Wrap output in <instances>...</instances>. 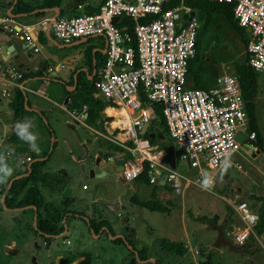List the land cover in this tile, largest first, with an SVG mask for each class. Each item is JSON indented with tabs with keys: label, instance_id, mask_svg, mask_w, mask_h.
<instances>
[{
	"label": "built area",
	"instance_id": "built-area-1",
	"mask_svg": "<svg viewBox=\"0 0 264 264\" xmlns=\"http://www.w3.org/2000/svg\"><path fill=\"white\" fill-rule=\"evenodd\" d=\"M172 1L103 0L93 12L43 18L25 25H17L5 15L0 17V29L11 33L18 27L20 39L33 52L39 47L30 35L35 38L45 28L62 44L101 38L105 55L94 88L108 103L122 108L125 117L116 125L115 136L92 131L129 155L122 169L125 182L135 180L146 163L148 183L162 186L178 197L187 187H198L201 170L218 178L219 174L228 175L229 170L239 172L242 167L235 155L244 144L237 135L244 134L249 140L255 136L246 131L247 115L235 73L218 75L214 87L186 86L187 63L195 53L199 17L183 0L163 8ZM216 1L233 2V19L247 35V63L255 73L264 74V0ZM77 8L81 9V5ZM115 16L119 20L113 24ZM123 17L133 22L131 35L117 26ZM142 19L146 21L139 22ZM9 88L25 91L23 74L0 68L1 95L9 96ZM69 114L84 125L75 112ZM160 121L172 141L175 164L185 161L193 170L192 176L180 175L170 167L166 147L156 150L140 136L144 123L147 129ZM226 156L232 167L223 172L221 164ZM113 160L106 158V162ZM225 204L238 222L231 242L238 246L254 242L264 249L254 229L257 217L249 203L234 195L225 199ZM191 251L192 255L198 253L197 249Z\"/></svg>",
	"mask_w": 264,
	"mask_h": 264
},
{
	"label": "rangeland",
	"instance_id": "rangeland-1",
	"mask_svg": "<svg viewBox=\"0 0 264 264\" xmlns=\"http://www.w3.org/2000/svg\"><path fill=\"white\" fill-rule=\"evenodd\" d=\"M97 1L91 0V3ZM197 15L199 26H202L203 16L199 12ZM197 33L196 57L190 61L188 77L190 81L198 80L205 88L214 87L218 75L234 73V67L244 59L245 48L237 33L221 16H213L209 25L200 28ZM83 48L78 45L65 49L78 55ZM34 85L26 83L25 93L44 112V125L50 128L49 134L37 120L38 136L45 141L44 154L49 157L43 171L54 173L63 181L62 191L41 189V193L46 201L60 209L63 202L69 200L68 212H79L84 217L68 218L64 224L67 232L53 239L51 245L45 248L41 238L34 233L33 210L29 207L6 210L0 199V264H126L132 258L125 247L110 241L103 227L93 235L86 219L106 222L114 236H124L131 246L145 249L151 258H161L165 264H187L189 259L170 256L160 250L158 245L162 239L184 244L194 263L209 253L213 264H264V249L254 242H249V245L247 242L240 251L230 250L225 245L215 246L218 226L228 227L225 236L231 242L238 225L234 216L228 214L225 199H232L236 194L256 212L258 203L251 201L249 196L264 197V74H257L254 109L261 150L252 154L250 149L240 147L235 160L242 169L239 172L229 170L225 180L214 177L211 191L189 186L182 195L173 197L161 186L156 198L170 210L169 214L149 212L131 204V198L149 199L151 186L137 183V188H133L135 180L119 182L112 163L105 162L102 157L108 150L109 142L53 105L51 98L60 105L63 102L62 97L55 96L51 88L36 89ZM29 90L40 92L49 101ZM1 103L0 116L8 118L10 111L6 99L2 98ZM83 123L91 129H98L86 121ZM157 130L155 146L162 149L165 135L158 126ZM95 153L101 157L98 164ZM174 169L183 176L193 175V170L183 160H178ZM22 170L23 167H20L14 174ZM203 217L212 221L215 217V220L200 221ZM66 239L69 241L67 244L64 243ZM260 240L264 245V232ZM190 249H197V255H192ZM255 249L259 250L256 252Z\"/></svg>",
	"mask_w": 264,
	"mask_h": 264
},
{
	"label": "trees",
	"instance_id": "trees-1",
	"mask_svg": "<svg viewBox=\"0 0 264 264\" xmlns=\"http://www.w3.org/2000/svg\"><path fill=\"white\" fill-rule=\"evenodd\" d=\"M184 4L188 5L195 11L199 12L203 16V24L200 28H205L209 25L213 16H221L230 27L237 33L239 36L242 46L245 48L247 41V35L245 31L237 26L232 16L233 2L225 1H216V0H183ZM60 4V0H43L40 8L51 9L57 8ZM177 4V0L172 1L164 5V9L174 6ZM31 7L21 5L20 1L15 2L14 8L11 10V13H22L24 11L31 10ZM91 12V11H90ZM146 19H142L139 22H144ZM123 32H127L131 35L133 29V22L130 18L123 17L117 24ZM198 35V33H197ZM196 35V38H197ZM131 44L133 46V37ZM103 43L101 42V46ZM245 50V49H244ZM197 51V39L195 40V53L192 59L196 57ZM85 56V65L86 73L78 72L75 74V78L71 79V82H75V87L72 91H62V96L68 98L66 108L68 111L78 112L85 106V121L92 126H101L104 121H111L110 117H105L101 114V111L104 107L108 106L107 101L103 100L101 97L96 96V90L94 88V81L97 79V73L99 68L102 66L104 61V56L99 51L92 52V47H89L84 52ZM191 59V60H192ZM190 60V61H191ZM188 62L187 74L190 73V68ZM234 73L236 75L241 97L243 100L244 108L247 115V125L246 131L248 133L254 132V136L258 142L261 143V137L257 129L256 120L254 116L255 109V98L257 94V73L249 67L247 63L246 53L243 61L240 64H237L234 67ZM92 75V76H91ZM89 76H91L90 79ZM8 108L11 114V123L8 135L5 138V142L10 145H19L27 146L23 143L15 134L14 125L17 121H22L24 119H31L33 113L28 111V103L25 100V94L18 89H15L14 94L7 98ZM156 113L159 115V108L156 106ZM43 120L46 119L42 116ZM43 120H40L45 129L50 134V128L44 125ZM46 124V123H45ZM159 126L162 128V131L165 135V144L166 147L172 142L167 137L165 126L162 121H160ZM143 137L147 138L151 144H155V137L151 136L149 132L142 134ZM54 141L51 145L53 147ZM109 147L103 158L111 156H118L119 153H122L123 150L115 145L108 143ZM40 154H31L29 165L24 164L22 172L17 176L18 178H12L7 185H1L0 194H4L2 198V206L6 210H15L23 209L30 207L35 210L34 222V233L41 238L44 243L45 248H48L51 245V242L55 236L60 235L64 231V224L68 218L74 219L75 217L83 218L84 216L78 212H68L67 208L70 201L65 200L63 206L60 208L52 206L50 202H47L42 193L41 189L48 190L50 192H57L61 186V180L58 175L50 172H44L43 167L49 157L46 159H40ZM45 156V154H41ZM147 164L144 163L142 172L135 179L136 183H143L145 185L151 186V191L149 194V199L147 200H137L135 198L130 199V203L134 204L140 208H144L149 212H157L162 214H169L170 210L156 198L157 191L162 188L156 184H149L146 177ZM249 199L253 202L258 203L256 212L254 211L257 220L254 226L255 232L257 235H262L264 232V197L256 196L251 194ZM250 205V204H249ZM228 214H230V209H226ZM229 216H227L228 218ZM209 220L207 218H200V221ZM215 217L212 222H214ZM86 224L91 233L97 234L100 228L103 227V231L108 233L110 236H114L107 223L104 221H94L91 219H86ZM114 244H119L125 247L128 253L132 258L126 264H136L146 261L150 255L145 249H136L130 245L129 241L126 240L124 236L116 237L110 240ZM250 243H248L249 245ZM130 247L128 248L127 246ZM159 248L166 254L178 258H187L189 262L187 264H213L211 259V254L206 253L202 260L198 262H192L191 256L188 253L186 246L180 242L170 241L167 239H162L159 242ZM241 249L246 246H239ZM245 250V249H244ZM255 251H258L255 249ZM201 254V251H200ZM199 254V255H200ZM149 264H165L161 258H153V261ZM168 264V263H167Z\"/></svg>",
	"mask_w": 264,
	"mask_h": 264
},
{
	"label": "crops",
	"instance_id": "crops-1",
	"mask_svg": "<svg viewBox=\"0 0 264 264\" xmlns=\"http://www.w3.org/2000/svg\"><path fill=\"white\" fill-rule=\"evenodd\" d=\"M16 1L17 0H0V17L8 15L12 18V20L17 25H25V24H33L34 22H36L40 19H43V18L52 19V18H55L57 16H61V15L62 16H69V15L79 14V13H83V12H85V13H89L90 11L93 12L97 9L98 5L101 4L103 0H98L96 3H91V0H69V1L60 0L59 6L57 8H51V9L40 8V5L42 4L43 0H19L21 5L31 7L32 9L28 10V11H24L22 13H17V14L11 13V10L14 8ZM77 5H81V9H78ZM200 27L201 26H199L198 31L200 30ZM30 37L32 39H34L36 41V43L37 42L39 43V45L37 44L39 47L38 51L33 52V50H31V49L18 48L16 50V52H17L16 58L11 56L10 53L7 51V52H5V54L3 56H0V68L8 69V70H16V71L21 72L23 74V77H24V85L26 83H32V84H35L34 88H36V89H40V87L51 88L52 92H54L53 94L55 96H61L62 97L61 100H62L63 104L60 105L54 98H51V103L53 105H57L58 107H60L63 111H65L66 114H68L70 116V114H69L70 111H68L66 108L68 98L62 96V91L63 90L72 91L73 88L75 87V82L74 81L71 82V79L75 78V74L78 72L86 73L85 56H84V52L86 49H88L89 47H92V52L99 51L101 54H103V56L105 55L104 44L101 46V42L103 43L102 39L101 38H90V39H86V40H82V41H74L70 44H62L57 39H55L52 35H50L47 28H45L44 33L39 34L37 37L34 38V36H32V35H30ZM19 38H20V36H19ZM20 43H21V41L18 40L17 44H20ZM78 45L84 46L83 51L78 55L71 54L69 51H67L65 49V48H68L71 46H78ZM8 49H12V46L9 45ZM66 66H68V67H66ZM66 68H68V70H66ZM189 68H190V64H189ZM60 70H63L61 72V74H60ZM91 76H89L88 79H90ZM186 86H188V87H201V88L204 87V86L199 84L198 80L190 81L188 74L186 76ZM10 89L15 91V88H9L8 89L9 94H10V91H9ZM21 92H23L25 94V100L28 103V107H26V109L33 113L31 120H33L35 126L32 130L38 136V131L36 128L39 126V124L37 125V120L39 119L38 123H40V120H43L42 116L45 119H46V116H45L43 111H41L37 108L36 101L34 99H31L30 97H28V95L25 93V91H21ZM29 92L36 95V96L39 95L40 97L45 98L47 101H49V99L47 97H43V95L40 94V92L36 93L37 91H33V90H29ZM95 95L101 97L97 92ZM2 98L6 99L7 105H8V100H7L8 97H4L0 93V106L2 105V103H1ZM75 113L77 114V116H78V114H80L78 117H81V122L83 123V121H85V106H83L80 111H78V112L76 111ZM101 114L105 117H110L111 121L102 122V125L100 127L97 126L98 129H91V128L87 127L84 123L83 124L85 126L82 125L81 123L77 122V121L76 122L81 124L82 126L88 128V129H90V130H95L98 132L105 133L106 135L111 134L112 136H115L117 133V128H116L117 126L116 125L118 123H120L123 120V118L125 117V111L116 105L108 103V106H106L102 109ZM10 123H11L10 112H9L8 118L5 117V115L0 116V147H4V148L9 149L10 152L13 153L15 157L23 158L24 164L27 163L28 165L30 163L31 154H40L39 155L40 159H46L47 158V157H45L46 155L43 157L41 156V154H43L45 152L46 146H45V141L40 136H38V140H37L38 148L36 151L30 150L28 146L10 145V144L6 143L5 138L8 135ZM157 126L159 128H161L159 126V124L153 123V125L149 126V128H147V129H145L144 133L149 132V134H151V136L155 137L156 133L159 132L157 130ZM156 130H157V132H156ZM96 135H98V134H96ZM140 135L142 136V134H140ZM98 136L101 137L100 135H98ZM101 138H103V137H101ZM103 139H105V138H103ZM105 140L108 141L107 139H105ZM108 142L111 144H114L110 141H108ZM151 145H153L156 150L161 151L163 149V148L157 149L155 144H151ZM98 154L95 153V155L97 157L96 158V164L101 162V157ZM119 154H121V153H119ZM119 154L116 157L111 156V155H109L108 157H112L114 160L115 159H121V158H119ZM122 154L125 156L124 158H130L128 154H126L124 152H122ZM106 158H103V159H105V162H106ZM18 174L19 173L14 174V176L12 178L16 177ZM227 176L228 175H226V178H227ZM226 178H221V179L225 180ZM60 180H61V186L57 192H60L63 189V181L61 178H60ZM234 195H236V194H234ZM236 196L238 197V195H236ZM0 199H2L1 194H0ZM244 201H246V200H244ZM226 209H227V206H226ZM229 211L232 214L231 210H229ZM33 216H34V210H33ZM66 216L68 218H70L68 214H66ZM77 218L78 217H75L74 219H77ZM67 219H66V221H67ZM70 219H72V218H70ZM74 219H72V220H74ZM234 219H235V217H234ZM237 226H236V228H237ZM214 228H216V227H214ZM218 228L220 230H222V232L225 236V233H227L228 227L225 228L222 226H218ZM64 232H67V228H65V227H64V231L61 234H63ZM58 236H55L53 239L57 238ZM260 236L261 235H259V239H260ZM116 237H122V236H116ZM225 238H226V236H225ZM68 243H69V241H68ZM250 243H253V242H250ZM11 244H13V242H11ZM55 245L58 246V243H56ZM243 245H245V244H243ZM236 246H238V245H236ZM257 250H259V249H257ZM152 261H153V258L149 257L146 261L139 263V264H149Z\"/></svg>",
	"mask_w": 264,
	"mask_h": 264
},
{
	"label": "clouds",
	"instance_id": "clouds-1",
	"mask_svg": "<svg viewBox=\"0 0 264 264\" xmlns=\"http://www.w3.org/2000/svg\"><path fill=\"white\" fill-rule=\"evenodd\" d=\"M34 126V122L31 119L17 121L14 125L16 136L32 151H36L38 148V136L32 130ZM13 157L14 154L9 149L0 147V185H7L14 176L16 169L24 164L23 158L13 159ZM230 167H232L231 159L226 156L221 164L222 171L227 172ZM200 177V180L197 182L198 187L203 191H211L215 183L214 177L207 170H201Z\"/></svg>",
	"mask_w": 264,
	"mask_h": 264
},
{
	"label": "water",
	"instance_id": "water-1",
	"mask_svg": "<svg viewBox=\"0 0 264 264\" xmlns=\"http://www.w3.org/2000/svg\"><path fill=\"white\" fill-rule=\"evenodd\" d=\"M192 15L193 14L191 13L190 16H192ZM118 20H119V17L115 16L112 19V23L115 24ZM14 30H15L14 32L9 33V32H6V31H3L2 29H0V56H3L5 54V52L8 51L11 56L16 58L17 57L16 50L18 48H24V49L26 48L24 43H23V41L18 36V32H17L18 31V27L15 28ZM18 40L21 41L20 44H17ZM37 44L39 45L38 42H37ZM9 45L12 46V49H8ZM9 91H10V96L12 94H14V90L10 89ZM146 127H147V124L144 123L142 125L140 131H139L140 134H143L145 132ZM237 140L239 142L243 143L245 147H248V148H253V147L255 148L256 147L255 141L245 138L244 134L237 135ZM166 153H167L168 163H169L170 167L174 168L175 167V150H174V147H173L172 144H170V145H168L166 147ZM112 165L114 166V173H115L116 178L118 179L119 182L124 183L125 180H124V177H123V174H122V169H123L122 160L121 159H115L113 161ZM102 175L103 174H99L98 176H102ZM18 177L19 176H16L14 178H18ZM219 177L226 178V174H219ZM136 187H137V184H133V188H136ZM3 195L4 194H2V198H3ZM1 202H2V199H1ZM34 218H35V210H34L33 220H34ZM216 230H217L218 233H217L215 246L225 245L230 250H233V251H240L241 250V248L239 246H234V244H231V242H229L225 238L222 230H220L219 228H217ZM109 237H110V240H112L116 236H109ZM128 248H129V246H128Z\"/></svg>",
	"mask_w": 264,
	"mask_h": 264
},
{
	"label": "flooded vegetation",
	"instance_id": "flooded-vegetation-1",
	"mask_svg": "<svg viewBox=\"0 0 264 264\" xmlns=\"http://www.w3.org/2000/svg\"><path fill=\"white\" fill-rule=\"evenodd\" d=\"M254 141L256 143V147L255 148L254 147L253 148H248V147L243 146V148L250 149L252 151V154H254L255 152H259L261 150V147H262L261 143L258 144L256 139H254ZM111 163H113V162H111Z\"/></svg>",
	"mask_w": 264,
	"mask_h": 264
},
{
	"label": "bare ground",
	"instance_id": "bare-ground-1",
	"mask_svg": "<svg viewBox=\"0 0 264 264\" xmlns=\"http://www.w3.org/2000/svg\"><path fill=\"white\" fill-rule=\"evenodd\" d=\"M193 56H194V55H193ZM192 58H193V57H192ZM192 58H191V59H192ZM191 59H190V60H191ZM190 60H189V61H190ZM189 61H188V62H189ZM187 66H188V63H187ZM9 96H10V94H9ZM9 96H7V97H9ZM139 134H140V132H139ZM140 136H141V135H140ZM123 152H124V151H123ZM124 153H125V152H124ZM124 157H125V156H124L122 153L119 154V158H121V160H122V166H123V164H125V162H126L127 159H128V158H124ZM143 165H144V163H143ZM226 206H227V205H226ZM227 207H228V206H227ZM228 208H229V207H228ZM229 209H230V208H229ZM230 210H231V209H230Z\"/></svg>",
	"mask_w": 264,
	"mask_h": 264
}]
</instances>
